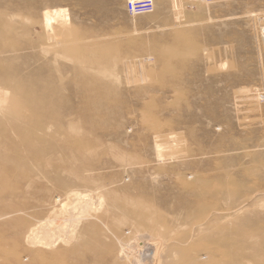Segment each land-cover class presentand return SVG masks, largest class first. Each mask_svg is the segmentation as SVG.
<instances>
[{"label": "rangeland", "instance_id": "rangeland-1", "mask_svg": "<svg viewBox=\"0 0 264 264\" xmlns=\"http://www.w3.org/2000/svg\"><path fill=\"white\" fill-rule=\"evenodd\" d=\"M133 1L0 0V264H264V0Z\"/></svg>", "mask_w": 264, "mask_h": 264}, {"label": "built area", "instance_id": "built-area-1", "mask_svg": "<svg viewBox=\"0 0 264 264\" xmlns=\"http://www.w3.org/2000/svg\"><path fill=\"white\" fill-rule=\"evenodd\" d=\"M154 8V0H134L130 3L129 13L131 15L150 13L154 10Z\"/></svg>", "mask_w": 264, "mask_h": 264}, {"label": "bare ground", "instance_id": "bare-ground-1", "mask_svg": "<svg viewBox=\"0 0 264 264\" xmlns=\"http://www.w3.org/2000/svg\"><path fill=\"white\" fill-rule=\"evenodd\" d=\"M27 96V95H26ZM28 96H29V94H28ZM33 97V96H32ZM31 97V98H32ZM34 99V98H33ZM33 99H30V101H32ZM40 100V99H39ZM38 101V100H37ZM41 101V100H40ZM28 102V101H27ZM33 102V101H32ZM42 102V101H41ZM34 103H36V101L34 102ZM37 104V103H36ZM79 184H81V183H79ZM141 242H142V240H141ZM134 246V245H133ZM138 246H140V245H138ZM135 247V246H134ZM127 248H129V247H127ZM136 248V247H135ZM134 249V248H133ZM144 249V248H143ZM131 251V250H130ZM131 252H133V251H131ZM125 254L127 255V256H129V254H130V252H126V249H125ZM133 254V253H132ZM134 256V255H133ZM136 256V255H135ZM139 261L140 262H144L143 260H142V258H139ZM144 264V263H143Z\"/></svg>", "mask_w": 264, "mask_h": 264}]
</instances>
